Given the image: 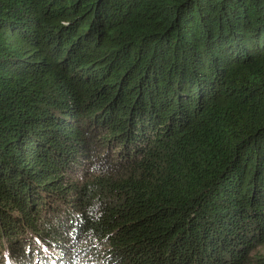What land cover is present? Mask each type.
Here are the masks:
<instances>
[{
  "label": "trees",
  "instance_id": "obj_1",
  "mask_svg": "<svg viewBox=\"0 0 264 264\" xmlns=\"http://www.w3.org/2000/svg\"><path fill=\"white\" fill-rule=\"evenodd\" d=\"M264 0H0V264H264Z\"/></svg>",
  "mask_w": 264,
  "mask_h": 264
},
{
  "label": "rangeland",
  "instance_id": "obj_2",
  "mask_svg": "<svg viewBox=\"0 0 264 264\" xmlns=\"http://www.w3.org/2000/svg\"><path fill=\"white\" fill-rule=\"evenodd\" d=\"M252 252L264 255V243L257 245Z\"/></svg>",
  "mask_w": 264,
  "mask_h": 264
}]
</instances>
